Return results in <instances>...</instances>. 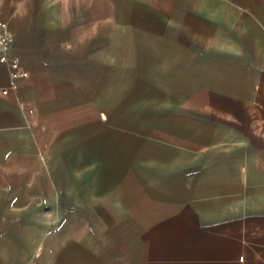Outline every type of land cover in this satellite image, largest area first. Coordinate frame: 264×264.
Wrapping results in <instances>:
<instances>
[{"label": "crops", "instance_id": "1", "mask_svg": "<svg viewBox=\"0 0 264 264\" xmlns=\"http://www.w3.org/2000/svg\"><path fill=\"white\" fill-rule=\"evenodd\" d=\"M0 22L24 74L0 64V264H122L127 232L139 264H264V0H0Z\"/></svg>", "mask_w": 264, "mask_h": 264}, {"label": "rangeland", "instance_id": "2", "mask_svg": "<svg viewBox=\"0 0 264 264\" xmlns=\"http://www.w3.org/2000/svg\"><path fill=\"white\" fill-rule=\"evenodd\" d=\"M55 180L58 182V172L54 173ZM58 228V221L52 222L50 225V230ZM52 235L54 233L58 234V231H48ZM115 249L110 253L113 260L120 261L122 264H139L141 258V249L135 243V238L133 234L127 232L126 237L122 239L121 242L115 245ZM79 258L86 259L90 253H77ZM32 263L38 262V258L35 256L34 251L30 254ZM91 257V255H90ZM58 259V256H57Z\"/></svg>", "mask_w": 264, "mask_h": 264}, {"label": "built area", "instance_id": "3", "mask_svg": "<svg viewBox=\"0 0 264 264\" xmlns=\"http://www.w3.org/2000/svg\"><path fill=\"white\" fill-rule=\"evenodd\" d=\"M13 43V35L11 34L7 23L0 22V64H4L8 67L11 82L24 77L23 72L20 70L18 62L12 59L9 55V50ZM3 94L7 93V90L2 91Z\"/></svg>", "mask_w": 264, "mask_h": 264}]
</instances>
